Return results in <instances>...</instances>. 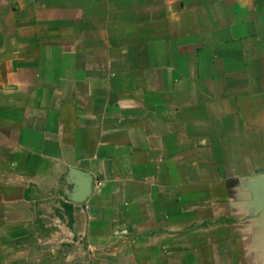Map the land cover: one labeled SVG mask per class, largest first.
Returning <instances> with one entry per match:
<instances>
[{"label": "crops", "instance_id": "crops-1", "mask_svg": "<svg viewBox=\"0 0 264 264\" xmlns=\"http://www.w3.org/2000/svg\"><path fill=\"white\" fill-rule=\"evenodd\" d=\"M0 264H264V0H0Z\"/></svg>", "mask_w": 264, "mask_h": 264}]
</instances>
